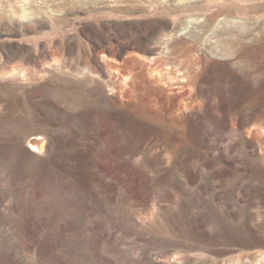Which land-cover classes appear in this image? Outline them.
Wrapping results in <instances>:
<instances>
[{"label": "rangeland", "instance_id": "374dc122", "mask_svg": "<svg viewBox=\"0 0 264 264\" xmlns=\"http://www.w3.org/2000/svg\"><path fill=\"white\" fill-rule=\"evenodd\" d=\"M0 264H264V0H0Z\"/></svg>", "mask_w": 264, "mask_h": 264}, {"label": "bare ground", "instance_id": "6f19581e", "mask_svg": "<svg viewBox=\"0 0 264 264\" xmlns=\"http://www.w3.org/2000/svg\"><path fill=\"white\" fill-rule=\"evenodd\" d=\"M29 146L34 149V150H38V151H42L44 150L45 147V138L43 136L40 137H36L33 138L30 142H29Z\"/></svg>", "mask_w": 264, "mask_h": 264}]
</instances>
